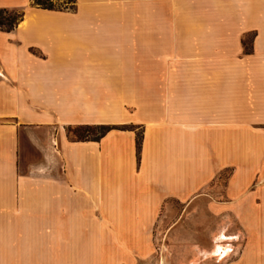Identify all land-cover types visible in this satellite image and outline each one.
<instances>
[{"label":"crops","instance_id":"crops-1","mask_svg":"<svg viewBox=\"0 0 264 264\" xmlns=\"http://www.w3.org/2000/svg\"><path fill=\"white\" fill-rule=\"evenodd\" d=\"M21 8L0 31V264H146L165 202L223 175L229 264H264V0H0Z\"/></svg>","mask_w":264,"mask_h":264},{"label":"rangeland","instance_id":"rangeland-1","mask_svg":"<svg viewBox=\"0 0 264 264\" xmlns=\"http://www.w3.org/2000/svg\"><path fill=\"white\" fill-rule=\"evenodd\" d=\"M49 1L56 8L69 9L74 0ZM66 132L69 139L79 141L94 139L99 131L69 128ZM225 179L226 175L221 176L188 204L165 202L153 230V258L146 264H229L236 230L229 221L228 211L214 213L209 207L224 201ZM217 245L228 249L226 255L212 254Z\"/></svg>","mask_w":264,"mask_h":264},{"label":"trees","instance_id":"trees-1","mask_svg":"<svg viewBox=\"0 0 264 264\" xmlns=\"http://www.w3.org/2000/svg\"><path fill=\"white\" fill-rule=\"evenodd\" d=\"M75 0L72 2V8L62 9L56 8L49 0H31V5L44 10H72ZM24 16V9H0V31L10 32L17 24L22 20ZM79 129H97L98 136L94 139H98L104 135L109 129L107 127H77Z\"/></svg>","mask_w":264,"mask_h":264},{"label":"bare ground","instance_id":"bare-ground-1","mask_svg":"<svg viewBox=\"0 0 264 264\" xmlns=\"http://www.w3.org/2000/svg\"><path fill=\"white\" fill-rule=\"evenodd\" d=\"M223 238L224 237H221L220 239H223ZM227 252H228V249L223 248L221 245H217L216 249L213 251L212 254L224 256L226 255Z\"/></svg>","mask_w":264,"mask_h":264}]
</instances>
